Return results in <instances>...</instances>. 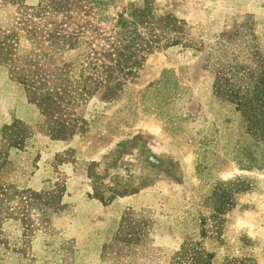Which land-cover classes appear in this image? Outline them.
Instances as JSON below:
<instances>
[{"label": "rangeland", "instance_id": "obj_1", "mask_svg": "<svg viewBox=\"0 0 264 264\" xmlns=\"http://www.w3.org/2000/svg\"><path fill=\"white\" fill-rule=\"evenodd\" d=\"M0 264H264V0H0Z\"/></svg>", "mask_w": 264, "mask_h": 264}, {"label": "trees", "instance_id": "obj_2", "mask_svg": "<svg viewBox=\"0 0 264 264\" xmlns=\"http://www.w3.org/2000/svg\"><path fill=\"white\" fill-rule=\"evenodd\" d=\"M25 84H27V85H29V81H28V79L26 78H24V81H23Z\"/></svg>", "mask_w": 264, "mask_h": 264}]
</instances>
